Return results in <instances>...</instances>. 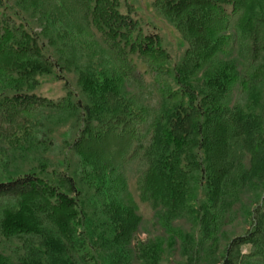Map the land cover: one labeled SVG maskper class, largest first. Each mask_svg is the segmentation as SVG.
<instances>
[{
  "label": "trees",
  "instance_id": "trees-1",
  "mask_svg": "<svg viewBox=\"0 0 264 264\" xmlns=\"http://www.w3.org/2000/svg\"><path fill=\"white\" fill-rule=\"evenodd\" d=\"M7 1L0 0V168L32 148L43 114L73 115L71 147L101 212L93 241L73 177L30 172L0 181V236L23 251L13 259L0 249V264H103L98 248L115 252L117 264H158L165 253L176 264H264V0H153L186 43L172 68L161 37L121 12L119 0H19L83 58L82 96L68 89L58 100L32 91L66 60L46 54L40 35L5 11ZM146 75L155 105L140 96ZM129 167L148 218L127 190ZM241 220L245 233L227 237ZM149 225L162 234L131 245L140 230L152 234Z\"/></svg>",
  "mask_w": 264,
  "mask_h": 264
},
{
  "label": "rangeland",
  "instance_id": "rangeland-1",
  "mask_svg": "<svg viewBox=\"0 0 264 264\" xmlns=\"http://www.w3.org/2000/svg\"><path fill=\"white\" fill-rule=\"evenodd\" d=\"M18 1L19 0H8L5 11L13 19L18 21L22 20L26 23V27L29 30L40 35L42 42L46 46V54L52 56L54 60H58L59 56L63 57L62 61L66 60V63L62 62L64 69L58 67L55 75L37 77V84L32 92L35 95L50 100H58L64 98L69 89L74 93L76 98H79L82 94L77 84V67L83 63V58L76 54V48L72 49L64 45L66 41L64 40L65 37L62 38L52 35L51 30L49 31V27L44 23V20L40 19L35 13L30 14L31 12L22 8L21 2L18 4ZM152 2L153 0H119L121 12L126 13L130 10L132 12V17L140 21L145 33H157L161 37L162 44L170 55L168 64L172 68L181 60L186 49V43L175 29L174 24L152 7ZM95 39L98 40L97 36ZM75 40L72 39V41ZM72 41L71 38H69V42ZM56 47L59 48L58 51L55 49ZM140 68L144 70L142 65ZM145 82L146 88L143 89L140 96L143 101H148L152 105H155L157 97L153 93L150 85L151 78L148 75L145 76ZM75 97L73 96V98ZM40 129L31 149L13 153L11 156V163L8 165L9 169L4 171L0 168V181L7 180L10 176L16 177L30 172H35L53 181H58L63 174L73 177L78 189L82 191V200L86 208V213L88 214V219L91 221L89 226L92 228L93 232L92 235L89 236L95 241L96 233L99 230L95 228V220L100 217L101 209L94 190L85 182V171L77 164L79 156L71 147L79 131L77 121L75 117L70 114L63 112H48L42 116ZM126 175L127 190L138 205V213L142 217L148 218L152 209L149 203L142 201L140 198L137 186L138 174L136 170L133 167H129ZM153 226L154 225L146 226V230H151L152 234L143 230L137 232L131 239V245L136 246L144 243L146 239L148 238L149 240L150 237L153 240L156 235L159 236L162 234L163 229H159L158 226L153 228ZM236 226V228L231 226V228L225 229L227 237L244 234L247 230L242 220L238 222ZM29 241L32 242L34 240L29 239ZM99 243L101 242L97 241V245H99ZM20 247V241L16 239L5 240L0 236V249L9 257L15 259L18 254H21L23 251ZM248 249L249 245L240 248L243 253H246ZM98 253L103 264H117L115 260L118 258L115 257V252L109 253L108 251L98 248ZM185 257L183 256V259L181 258L179 261L184 263L187 259H185ZM175 262L176 259L174 261V256L172 254L165 253L162 255L158 264H176ZM133 264L139 263L134 262Z\"/></svg>",
  "mask_w": 264,
  "mask_h": 264
}]
</instances>
